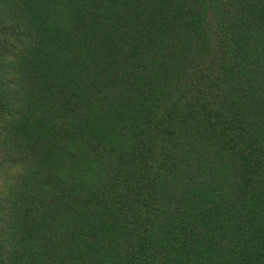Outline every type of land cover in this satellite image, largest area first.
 <instances>
[{
    "label": "trees",
    "instance_id": "trees-1",
    "mask_svg": "<svg viewBox=\"0 0 264 264\" xmlns=\"http://www.w3.org/2000/svg\"><path fill=\"white\" fill-rule=\"evenodd\" d=\"M0 264H264V0H0Z\"/></svg>",
    "mask_w": 264,
    "mask_h": 264
}]
</instances>
